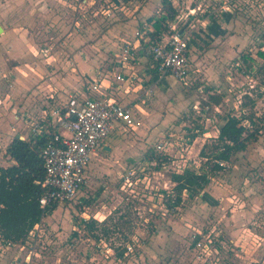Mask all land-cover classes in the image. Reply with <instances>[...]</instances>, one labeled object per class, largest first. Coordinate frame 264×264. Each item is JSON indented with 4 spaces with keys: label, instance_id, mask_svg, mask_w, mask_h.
Here are the masks:
<instances>
[{
    "label": "rangeland",
    "instance_id": "rangeland-1",
    "mask_svg": "<svg viewBox=\"0 0 264 264\" xmlns=\"http://www.w3.org/2000/svg\"><path fill=\"white\" fill-rule=\"evenodd\" d=\"M82 1L67 0L64 12L60 8L56 11V23L53 24V16L48 15L37 22L33 37H29L38 51L47 46L55 48L66 40L67 45L63 47L76 48L72 53L59 52L66 57H72L81 46L89 45L90 63L93 68H99L101 78L111 79L110 71L118 67L116 54L127 42L134 45L142 23L151 16L166 14V11L162 13L163 0ZM171 1L178 14L189 19L182 25L183 29L192 30L190 76L156 83L152 79L154 73L148 68L152 60L148 62L145 57L146 66L141 67L139 77L133 79L134 83H142L141 90H146L145 100L140 102L142 108L135 114L142 123L137 128H126L123 133L124 138L131 141L125 149L135 155H129L125 162L108 155L102 159L103 170L92 176L91 182L83 187V193L57 205L43 217L40 227L24 241L16 242L15 247L0 246V264H160L159 230L164 224L167 231L172 230L163 223V218L181 220L187 210L191 214L186 221L192 226L182 233L187 241L175 247H178V257L182 255L181 245L190 246L199 237L213 242V252L191 248L192 264H264V84L261 71L264 61L259 53L264 52V0ZM53 32L55 34L51 35ZM140 50L143 53L142 48ZM0 75V92L5 93L0 100L1 108L6 105L8 95L11 99L17 75ZM96 76L87 71L86 86ZM216 98H220L218 103ZM218 115H253L252 121L244 118V124L257 132V139L250 143L247 151L225 161L214 180L218 186L231 188V192L222 195L215 206L206 205L200 195L190 198L184 192L181 204L169 207L168 201L173 203L177 194L175 186L169 182L172 172L185 167L203 169L206 159L199 155L202 147L199 149L198 143L192 146L193 135L206 126L216 128L220 123ZM39 116H27V121L35 118L31 121L42 125ZM0 120L12 124L14 113L0 115ZM51 126L52 123L48 124ZM160 143L165 148L161 151L157 148ZM1 148L3 146L0 152ZM148 149L166 158L164 172L155 171L159 166L156 162L143 159ZM2 161L1 156L0 163ZM204 170H208L207 164ZM236 172L245 178L246 185L243 181L232 182ZM223 201L228 204L226 207ZM247 211L253 212L248 218L244 217L247 223L235 227L233 235L230 234L228 228H234L232 223ZM92 219L97 223L90 229L83 221ZM128 244L134 246L126 253ZM254 250L258 254L249 257ZM167 262L181 263L173 255Z\"/></svg>",
    "mask_w": 264,
    "mask_h": 264
},
{
    "label": "crops",
    "instance_id": "crops-1",
    "mask_svg": "<svg viewBox=\"0 0 264 264\" xmlns=\"http://www.w3.org/2000/svg\"><path fill=\"white\" fill-rule=\"evenodd\" d=\"M82 2H88V0H83ZM64 3L67 5V0H0V23L4 28L3 33L0 35V74L3 73L5 77L13 74L17 75L15 76V81L13 82L14 86L11 92V99L8 95V97H6L8 100L5 101V106L7 107V105H9L10 109H7L6 111L5 106L0 108V115L10 114V111L14 113V121L12 124L9 123V121L5 123L4 120H0V147L3 146V149L1 148L2 150L0 152V157H3V161L0 163V166L7 167L15 162L14 159L6 155V148L14 137L19 135L21 136V139H30L31 136H37V134L41 132L45 133V129L48 127V124H53L57 119V116L52 114L53 110L57 107L65 106L71 96H76L79 99L83 98L87 92L88 86L93 83L94 79L101 80L106 91L121 104L130 105L133 117L135 120L138 119V117H135V114L137 110L142 108L140 102L145 100L144 98L146 96V90H141L142 83L140 81L134 83L133 79L139 77L138 71L141 69V67L146 66L145 57L148 59V62H150L149 59L151 58L147 52V43L143 42L139 38H137L138 40L135 41L133 38L135 42L134 45L132 43L131 44L136 49V55L139 59V62L127 68L123 67L122 64L120 65V52L116 54V56H118V67L110 71L111 79L98 77L100 70L99 68H93V65L90 63L92 57L90 54V46L87 44L81 46L77 50V53H73L72 57H66L62 54L63 52L68 51H71L72 53L76 50V48H73L72 46H69L68 49L67 46L63 47L62 45H67L66 40L63 41L64 44L55 45V48L47 46L42 49L40 48L38 51L33 40L29 36L33 37V30L37 25V22L39 20H44L48 15L53 16V24L56 23V11H59L58 9L60 8L63 13L64 10L67 9V7H64ZM164 12L165 9L162 10V13ZM152 17L154 16H151L150 18ZM145 25H150L152 27V24L149 22V20H146V22L142 23L140 27ZM54 27H56V29L60 28L59 25H54ZM164 29L165 27L163 26V29L160 31H164ZM153 32L154 30L151 31V33ZM53 34H55V32L51 33V35ZM71 34L72 32L69 33V35ZM138 47L139 50L142 48L143 53H141V50L139 52ZM59 52L62 53L59 55ZM152 64V62L149 63V71L153 73L154 70H156L158 72L156 68H152ZM87 71L89 75L97 76L93 80H90L88 83L89 85L86 86L85 77ZM122 72L125 79L121 82L116 81V75ZM169 78L174 77L167 75L164 77L159 76L157 79H154L153 77L152 79L156 83H159L167 81ZM147 93L149 94V91H147ZM97 94L98 93L96 92L91 93V95L94 96ZM0 95L1 100V98H4L5 93L0 92ZM217 108L218 110L220 109L219 105H217ZM64 112L65 110H62L63 114ZM32 115H40V119L42 118V125L39 123V125L43 128L42 131L40 129L35 130L37 121H31L35 118H30L27 121V116L31 117ZM227 117L228 115H218L217 118L220 120L219 125L216 126V128H209L206 126L203 131L195 137L192 146H195L198 143L200 149L205 144L207 138L217 137L219 135V128L225 123ZM140 122L142 123V121ZM48 128L52 130V126ZM126 128H137V126L129 127L123 123H119L116 129L106 140L105 145L94 153L92 161L87 170L88 182H91V179L93 178L92 176L95 173H99L101 169L103 170V167H101L100 163H103L102 159L107 157V155L111 158L115 157L117 161L121 162H125L129 155H135L133 151L128 152L125 149L131 143L130 140H126V138L123 136ZM63 132L65 134L69 133L67 130H63ZM149 150L150 149L145 150L143 159L147 162L154 163L146 156ZM244 151L246 152L247 149ZM246 156H248L247 153ZM165 165V162L162 163L160 169H155V171L164 172L162 169ZM185 168L182 170H176L172 172V174L175 172H182ZM196 170L199 171L200 169L196 168ZM218 172L213 177V180L210 181V183L199 194L202 197V200L205 201L206 205L215 206L222 195H228V192H231V188L229 189L227 187L224 188L222 186H218L217 184L219 183L215 184L214 180L217 178L216 176H218ZM172 174L169 178V182L176 186V182L172 179ZM244 180L245 178L241 177L238 172L232 175V182L235 184L239 181H243V184L246 185L247 182ZM86 186H84V188ZM242 189H245V191L247 190L245 186H242ZM82 190L79 191L77 195L81 192L83 193ZM225 203L226 202L223 201V205ZM227 205L228 204H225L224 207ZM53 209L54 206L49 210V212ZM190 214L191 211L187 210L184 218L181 220L174 218L168 219L166 217L163 218V223L165 222L167 225H170L172 230L167 231L165 229V224L162 225V229L159 230L158 243L160 248L158 251V256L160 264H168L167 261L171 255L177 257V261L179 260L182 264H186V261H188V264H192L190 255L192 253L191 248L193 250L196 249V245H194L195 243L191 244L190 246L181 245L180 248L182 249V255L180 254V257L177 256L178 247L175 248L180 242L185 243L187 241L186 236H183L182 233H184V229H188L192 226L186 221V219H189ZM252 214L253 212L251 211L243 213L240 219H237L232 223L234 228L231 226V228H228V232L233 235V230L236 229L235 227H242L244 223H247V220L244 217L248 218ZM83 222L86 224V220ZM78 224L81 225L82 222H79ZM1 240L3 239L0 234V241ZM17 244L18 243L15 242V245ZM15 245L13 246L15 247ZM256 252L257 251L254 250V252H251L248 256H256ZM165 258H167V260ZM193 264H196V262Z\"/></svg>",
    "mask_w": 264,
    "mask_h": 264
},
{
    "label": "built area",
    "instance_id": "built-area-1",
    "mask_svg": "<svg viewBox=\"0 0 264 264\" xmlns=\"http://www.w3.org/2000/svg\"><path fill=\"white\" fill-rule=\"evenodd\" d=\"M188 20L177 12L174 19L165 23L164 31L151 33L153 28L145 25L136 32L137 38L147 43V52L153 63L152 68L158 70L160 77L168 75L177 80H184L190 76L192 64L189 42L192 30L187 28L184 30L182 27ZM119 58L120 65L125 68L139 62L136 49L130 42L121 48ZM239 64L240 61L237 62V65ZM124 79L122 73L116 75V81L121 82ZM92 92L98 94L94 96L91 95ZM62 110H65L64 114ZM131 110L130 105L121 104L109 94L99 79H94L88 86L83 98L71 96L65 106L53 110L52 114L56 115L57 119L52 124V130L48 127L45 129L49 140L41 152L45 176L41 182L43 193L39 202L43 217L53 206L74 199L88 183L87 170L94 153L105 145L119 123L129 127L141 124L140 121L135 120ZM39 129L42 131L43 128L36 124L35 130ZM63 130L69 133L65 134ZM157 148L160 151L165 149L162 143L157 145ZM220 164L224 166L225 162ZM40 223L36 225V229L39 228ZM13 245L15 242L0 241V246L3 248H11ZM133 246L128 244L126 253L132 251ZM196 247L213 252L214 245L211 240L200 238L196 242Z\"/></svg>",
    "mask_w": 264,
    "mask_h": 264
},
{
    "label": "trees",
    "instance_id": "trees-1",
    "mask_svg": "<svg viewBox=\"0 0 264 264\" xmlns=\"http://www.w3.org/2000/svg\"><path fill=\"white\" fill-rule=\"evenodd\" d=\"M114 1L121 3L130 0ZM163 4L166 14L148 19L152 24L153 33L162 30L164 24L177 15L171 0H163ZM259 53L264 61V52ZM261 71L264 84V63ZM153 73L154 79H157L158 72L154 70ZM211 98L214 97L211 96ZM219 101L220 98H216V102ZM244 118L251 120L253 115L248 117L229 115L219 128V135L205 142L199 155L206 159L204 163L207 164L208 170H204V164L203 169L199 171L187 167L182 172L172 174V179L176 182L174 189L177 194L173 203L168 201L169 207L180 205L184 192L191 198L199 195L210 183L213 174L224 168L220 162L231 161L235 154L246 150L250 143L257 139V132L244 124ZM197 135L194 134L193 138ZM48 140L49 135L44 132L31 136L30 139L14 137L6 148V155L15 162L7 167L0 166V234L4 241H24L42 220L43 210L40 207L39 198L43 193L41 182L45 176V169L41 152ZM146 156L159 165L155 169H160L166 159L157 155L152 149ZM96 223L94 219L88 220L86 226L93 229ZM199 239L198 237L195 245ZM119 255L123 256V252Z\"/></svg>",
    "mask_w": 264,
    "mask_h": 264
},
{
    "label": "water",
    "instance_id": "water-1",
    "mask_svg": "<svg viewBox=\"0 0 264 264\" xmlns=\"http://www.w3.org/2000/svg\"><path fill=\"white\" fill-rule=\"evenodd\" d=\"M3 31H4V28H3L2 24L0 23V35L3 33ZM17 137L21 138V136H19V135Z\"/></svg>",
    "mask_w": 264,
    "mask_h": 264
}]
</instances>
